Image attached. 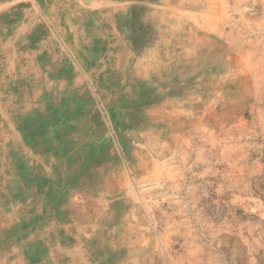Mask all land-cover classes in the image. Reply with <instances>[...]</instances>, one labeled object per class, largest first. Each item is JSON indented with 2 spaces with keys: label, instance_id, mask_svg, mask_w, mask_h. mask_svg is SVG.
I'll return each instance as SVG.
<instances>
[{
  "label": "rangeland",
  "instance_id": "374dc122",
  "mask_svg": "<svg viewBox=\"0 0 264 264\" xmlns=\"http://www.w3.org/2000/svg\"><path fill=\"white\" fill-rule=\"evenodd\" d=\"M0 264H264V0H0Z\"/></svg>",
  "mask_w": 264,
  "mask_h": 264
},
{
  "label": "crops",
  "instance_id": "0c3cea01",
  "mask_svg": "<svg viewBox=\"0 0 264 264\" xmlns=\"http://www.w3.org/2000/svg\"><path fill=\"white\" fill-rule=\"evenodd\" d=\"M34 24H35V22L33 21L32 23H30L29 24V26L27 27L28 29H26L25 31V33H30V31H31V28L34 26ZM18 31V30H17Z\"/></svg>",
  "mask_w": 264,
  "mask_h": 264
}]
</instances>
